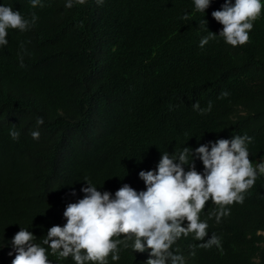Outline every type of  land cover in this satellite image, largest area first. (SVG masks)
<instances>
[{
	"label": "trees",
	"instance_id": "16d2710c",
	"mask_svg": "<svg viewBox=\"0 0 264 264\" xmlns=\"http://www.w3.org/2000/svg\"><path fill=\"white\" fill-rule=\"evenodd\" d=\"M66 2L0 0L29 21L37 16L27 31L9 29L0 46V264H12L11 240L21 228L34 233L52 264H75L43 240L66 223L67 204L83 198L87 182L113 196L125 183L146 190L139 172L156 169L162 153L236 135L253 138L250 160L264 157V10L250 42L233 47L211 15L224 0H212L205 13L194 0ZM209 31L217 35L201 48ZM197 101L202 109L211 101V110H194ZM194 162L203 172L202 161ZM244 195L219 223L209 216L218 206L206 203V239L218 236L223 251L182 236L172 250L184 264H264V174ZM118 239L120 258L110 254L108 264H146L150 250L133 251L134 237Z\"/></svg>",
	"mask_w": 264,
	"mask_h": 264
},
{
	"label": "clouds",
	"instance_id": "9594fccd",
	"mask_svg": "<svg viewBox=\"0 0 264 264\" xmlns=\"http://www.w3.org/2000/svg\"><path fill=\"white\" fill-rule=\"evenodd\" d=\"M75 2L84 5L86 0ZM97 2L103 3V0ZM211 2L194 0L195 10L205 13ZM31 4L33 7L42 6L40 0H31ZM72 6L73 0H67L65 7ZM262 10L264 4L261 0H235L234 3L224 0L221 9L211 15L223 25L219 36L236 47L250 42L253 22L260 18ZM183 19H188L187 14ZM36 20L35 13L29 21L19 10L0 5V46L8 44L9 29L27 31ZM202 23L207 26V20ZM216 35L209 31L207 36L202 37L199 46L204 47ZM20 66L24 67L22 56ZM228 95L227 92L221 93L222 97ZM211 106V101L206 109L200 108L199 101L192 104L193 109L201 114L210 111ZM43 122V118H37L38 125ZM31 135L33 139H39L40 134L33 131ZM10 136L18 140L20 133L13 129ZM252 139L247 135H236L231 139L201 144L194 150L184 147L178 155L164 152L156 169L139 172L146 190L137 191L125 183L113 196L86 181L88 186L81 188L85 194L83 198L68 203L63 212L66 223L50 227L43 244L48 245L53 255L71 257L75 264H108L110 254L113 261L119 260L118 245L122 241L118 238L122 234L127 239L135 238L133 251L150 250L146 264H184L183 256L176 254L172 246L179 238L189 234L202 242L198 247L210 249L216 246L223 251L218 236L212 234L206 239L209 225L201 221L200 213L211 199L218 206V211L209 216L215 214L219 223L223 216L230 214L227 206L243 203L244 194L254 186L258 174H264V160L254 164L249 158L247 145ZM195 158L202 161L203 172L196 170ZM185 165L188 166L187 171ZM71 195H76L75 190ZM35 239L34 233L28 229L21 228L15 233L11 240L15 251L12 264H52L47 249L33 242ZM124 246L128 247L127 243ZM8 254L11 256L13 252Z\"/></svg>",
	"mask_w": 264,
	"mask_h": 264
},
{
	"label": "rangeland",
	"instance_id": "374dc122",
	"mask_svg": "<svg viewBox=\"0 0 264 264\" xmlns=\"http://www.w3.org/2000/svg\"><path fill=\"white\" fill-rule=\"evenodd\" d=\"M262 160H264V157H263V158H260V159H256V160H254L253 163H254V164H255V163H259V162H262Z\"/></svg>",
	"mask_w": 264,
	"mask_h": 264
}]
</instances>
